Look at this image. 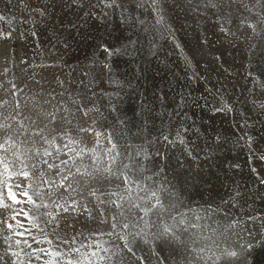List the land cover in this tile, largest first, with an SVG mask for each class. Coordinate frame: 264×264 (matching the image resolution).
<instances>
[{
  "label": "rangeland",
  "instance_id": "rangeland-1",
  "mask_svg": "<svg viewBox=\"0 0 264 264\" xmlns=\"http://www.w3.org/2000/svg\"><path fill=\"white\" fill-rule=\"evenodd\" d=\"M0 17V264H264V0Z\"/></svg>",
  "mask_w": 264,
  "mask_h": 264
},
{
  "label": "snow or ice",
  "instance_id": "snow-or-ice-1",
  "mask_svg": "<svg viewBox=\"0 0 264 264\" xmlns=\"http://www.w3.org/2000/svg\"><path fill=\"white\" fill-rule=\"evenodd\" d=\"M0 19H2V17H0ZM65 163H66V162H65ZM24 175L26 176L27 173H25ZM66 178H67V177H65V179H66ZM23 194H24V195H27V193H23ZM153 195H155V194L153 193ZM10 198L13 199L14 202L19 203V201L16 200V196H15L14 193L11 195ZM29 200H31V197H29ZM9 227H11V225H9ZM228 255H230V256H235V255H237V253L232 252V253H229Z\"/></svg>",
  "mask_w": 264,
  "mask_h": 264
}]
</instances>
